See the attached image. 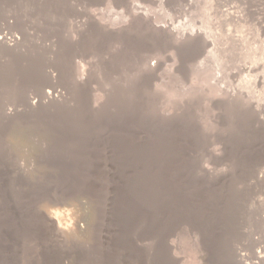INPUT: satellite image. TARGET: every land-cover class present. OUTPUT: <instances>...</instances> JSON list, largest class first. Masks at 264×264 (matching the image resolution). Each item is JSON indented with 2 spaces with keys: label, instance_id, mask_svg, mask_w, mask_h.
I'll return each instance as SVG.
<instances>
[{
  "label": "rangeland",
  "instance_id": "rangeland-1",
  "mask_svg": "<svg viewBox=\"0 0 264 264\" xmlns=\"http://www.w3.org/2000/svg\"><path fill=\"white\" fill-rule=\"evenodd\" d=\"M0 38V264L264 256V0H0Z\"/></svg>",
  "mask_w": 264,
  "mask_h": 264
},
{
  "label": "bare ground",
  "instance_id": "bare-ground-1",
  "mask_svg": "<svg viewBox=\"0 0 264 264\" xmlns=\"http://www.w3.org/2000/svg\"><path fill=\"white\" fill-rule=\"evenodd\" d=\"M6 39V38H5ZM4 38H0V47H2L3 49H5L6 51H10V52H13V51H15V52H17L16 50V45H15V43H14V41H12V40H5ZM19 53V52H18ZM17 53V54H18ZM150 70V69H149ZM146 71H148L147 69H146ZM225 92V91H224ZM55 92H51V91H48L47 93L45 92V94H44V96L42 95H39V96H37L36 97V99H37V102H34L33 104H32V110L33 111H36V110H38V107L42 104V102H43V100H46V99H48L49 98V100H54L55 102H57V98H56V95L54 94ZM169 97V96H168ZM242 99V98H241ZM212 102H213V105H214V107H215V109L216 110H218V108H220V110H221V112L219 111V112H217L216 113V115L214 114V115H212V120H214V122H217L218 123V120L220 119L221 120V122L222 121H224L225 120V118L230 114V115H234L233 114V111H235L234 109L235 108H237L238 109V107H240V108H242V107H246L247 105H242L241 103V101H240V99H238V98H230V97H227V99L225 98V99H223V100H219V99H214V100H212ZM258 108H259V106H258ZM214 109V108H213ZM236 109V110H237ZM246 110H248L249 112H251L252 114H258V111H257V108L256 107H250V109H249V107H247V108H245ZM68 111H71L72 110V108L70 107V108H68L67 109ZM260 111V110H259ZM248 112V113H249ZM252 114H250V115H252ZM260 114V113H259ZM253 115V116H254ZM255 115V117H254V120H252V121H255L256 123H257V125H259L263 130H264V117H262L261 118V115H260V117H259V115H257L256 116ZM264 115V114H263ZM214 116V117H213ZM256 125V124H255ZM199 130H204L203 132H204V134L207 136V137H210L211 136V140H212V142H215L216 140H217V138H219V139H222L223 137H221V132L220 131H218V129L216 128V127H214V126H211V125H208L207 124V126L206 127H202L201 125H199L198 127H197ZM203 128V129H202ZM204 135V136H205ZM203 136V137H204ZM209 155L211 156V158L213 159V160H220L222 157H221V155H217L216 153H215V150L214 151H212L211 153H209ZM208 169H201V173H202V175H204V177L205 176H207V177H209L210 179H212V180H215V179H217V178H219V176L217 175L216 176V174H213V173H211V174H208ZM201 175V176H202ZM203 179V178H202ZM58 217V216H57ZM51 218V217H50ZM54 217H52L51 218V220L53 219ZM54 220H57V219H53V221ZM57 226H58V230L61 232V233H66V229L64 228V227H62L58 222H57ZM68 228V227H67ZM68 230V229H67ZM69 231V230H68ZM69 233V232H68ZM68 235V234H67ZM66 235V236H67ZM70 235V234H69ZM75 239V238H74ZM72 241V240H71ZM74 243V242H73ZM240 264H264V256H259L258 257V262H256V263H245V262H243L242 260L240 261Z\"/></svg>",
  "mask_w": 264,
  "mask_h": 264
}]
</instances>
